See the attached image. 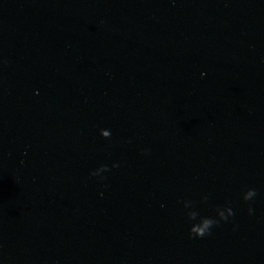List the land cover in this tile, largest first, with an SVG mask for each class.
<instances>
[{"label":"water","instance_id":"obj_1","mask_svg":"<svg viewBox=\"0 0 264 264\" xmlns=\"http://www.w3.org/2000/svg\"><path fill=\"white\" fill-rule=\"evenodd\" d=\"M0 264H264V0H0Z\"/></svg>","mask_w":264,"mask_h":264},{"label":"clouds","instance_id":"obj_2","mask_svg":"<svg viewBox=\"0 0 264 264\" xmlns=\"http://www.w3.org/2000/svg\"><path fill=\"white\" fill-rule=\"evenodd\" d=\"M104 136H108V132L103 133ZM142 155H147V152H143ZM120 165H113L114 168H118ZM108 171L105 167H100L95 171L90 172L91 177H98L99 181L103 182L107 177L101 174ZM257 191L254 188H247L242 190L241 199L243 202H252L257 197ZM205 202L207 201V196L204 197ZM192 207L191 201H184V208L188 209ZM248 215L254 214V209L249 206ZM186 220L188 223V234L190 238L193 239H204L212 234L214 228L219 227L222 223H229L235 215L233 207L231 205L220 206L216 209L215 215H201L199 212L185 211ZM235 230V227H234Z\"/></svg>","mask_w":264,"mask_h":264}]
</instances>
